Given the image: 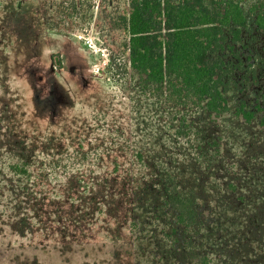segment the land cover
<instances>
[{"label": "rangeland", "instance_id": "1", "mask_svg": "<svg viewBox=\"0 0 264 264\" xmlns=\"http://www.w3.org/2000/svg\"><path fill=\"white\" fill-rule=\"evenodd\" d=\"M129 3L0 0V264H264V127L235 116L264 108V32H242L229 112L206 114L138 85Z\"/></svg>", "mask_w": 264, "mask_h": 264}, {"label": "trees", "instance_id": "2", "mask_svg": "<svg viewBox=\"0 0 264 264\" xmlns=\"http://www.w3.org/2000/svg\"><path fill=\"white\" fill-rule=\"evenodd\" d=\"M122 22L129 68L141 88L222 115L229 112L224 79L234 50L243 45L242 32L251 22L264 32V0H130ZM235 114L247 124L259 114L264 127V108L248 110L240 102ZM9 171L17 172L15 166ZM166 190L165 207L176 226L185 232L199 228L191 197L177 187ZM197 258V264H209Z\"/></svg>", "mask_w": 264, "mask_h": 264}, {"label": "built area", "instance_id": "3", "mask_svg": "<svg viewBox=\"0 0 264 264\" xmlns=\"http://www.w3.org/2000/svg\"><path fill=\"white\" fill-rule=\"evenodd\" d=\"M85 42H86V41H85ZM86 44L88 45V47H90L89 42H88V43L86 42Z\"/></svg>", "mask_w": 264, "mask_h": 264}]
</instances>
